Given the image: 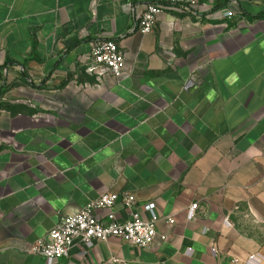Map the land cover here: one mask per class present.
<instances>
[{
  "label": "crops",
  "instance_id": "obj_1",
  "mask_svg": "<svg viewBox=\"0 0 264 264\" xmlns=\"http://www.w3.org/2000/svg\"><path fill=\"white\" fill-rule=\"evenodd\" d=\"M149 5L171 6L0 0V264H47L31 247L105 193L145 219L155 203L167 240L77 244L54 264H264V0H197L131 32ZM105 41L120 79L95 75Z\"/></svg>",
  "mask_w": 264,
  "mask_h": 264
},
{
  "label": "built area",
  "instance_id": "obj_2",
  "mask_svg": "<svg viewBox=\"0 0 264 264\" xmlns=\"http://www.w3.org/2000/svg\"><path fill=\"white\" fill-rule=\"evenodd\" d=\"M170 4L171 6L168 7L147 6L141 15L134 18L131 32H139L142 35L151 34L154 32L161 14L180 10L192 12L197 7V0H170ZM233 16V12L225 14V17L228 18ZM91 58L95 75L98 78L111 75L120 79L124 76L126 58L115 41L96 44L91 51ZM119 201L130 213V219L127 222H120L114 212ZM135 207L136 199L132 195L105 193L77 214L62 215L58 225L45 238L33 245L29 252L42 256L47 264H54L68 258L71 250L77 244L89 251L96 243L105 244L112 239H119L140 249H149L157 240L166 241V236L160 235L158 232L156 204L143 205L142 211L148 214V219L143 218ZM197 209V205L191 206L187 216L188 220H194ZM98 214L103 215L100 217ZM174 223V220L168 221L169 225H174ZM260 260L258 256H251L246 264H260ZM108 263L135 264L116 258H111Z\"/></svg>",
  "mask_w": 264,
  "mask_h": 264
}]
</instances>
